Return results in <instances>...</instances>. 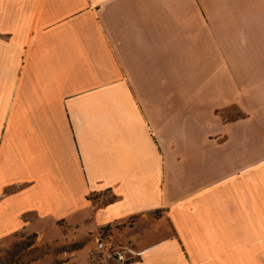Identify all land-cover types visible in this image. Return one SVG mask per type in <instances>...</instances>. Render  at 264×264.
<instances>
[{
  "label": "crops",
  "instance_id": "0c3cea01",
  "mask_svg": "<svg viewBox=\"0 0 264 264\" xmlns=\"http://www.w3.org/2000/svg\"><path fill=\"white\" fill-rule=\"evenodd\" d=\"M260 133L264 0H0V238L264 264Z\"/></svg>",
  "mask_w": 264,
  "mask_h": 264
},
{
  "label": "rangeland",
  "instance_id": "374dc122",
  "mask_svg": "<svg viewBox=\"0 0 264 264\" xmlns=\"http://www.w3.org/2000/svg\"><path fill=\"white\" fill-rule=\"evenodd\" d=\"M231 114H235L236 118L239 116L237 112ZM251 140L253 147H263L264 133L254 134ZM104 200L105 198L102 199V201ZM57 226L59 230L54 235L39 234L34 237V245L37 246V250L34 252L19 247V243L24 241V237L30 233L16 232L0 238V258L3 259L12 252L14 253L13 258L23 263L31 254L45 251L41 258L47 256L51 259L50 264H112V253L108 254L97 250L95 247L96 238L108 234L114 243L122 245L112 236L107 227L101 226L96 230L85 232L81 228H69L60 221L57 222ZM120 237L122 238V235ZM44 263L45 261H41L38 264Z\"/></svg>",
  "mask_w": 264,
  "mask_h": 264
},
{
  "label": "trees",
  "instance_id": "16d2710c",
  "mask_svg": "<svg viewBox=\"0 0 264 264\" xmlns=\"http://www.w3.org/2000/svg\"><path fill=\"white\" fill-rule=\"evenodd\" d=\"M34 237H35V234L34 233H30L28 235H26L24 237V241L20 242V248L21 249H29L30 252H34L37 250V246L34 245ZM45 253V251H41V252H38L36 254H31L29 257H27V259L21 263L17 260H15L13 258V254L14 253H9L8 256H6L5 258L1 259L0 258V264H25V263H28V262H31V261H34V260H37L39 258L42 257V255Z\"/></svg>",
  "mask_w": 264,
  "mask_h": 264
},
{
  "label": "built area",
  "instance_id": "2783aa9c",
  "mask_svg": "<svg viewBox=\"0 0 264 264\" xmlns=\"http://www.w3.org/2000/svg\"><path fill=\"white\" fill-rule=\"evenodd\" d=\"M95 247L99 251L116 255H118L120 250L125 249L124 246L114 243V241L108 234L97 237L95 240Z\"/></svg>",
  "mask_w": 264,
  "mask_h": 264
}]
</instances>
